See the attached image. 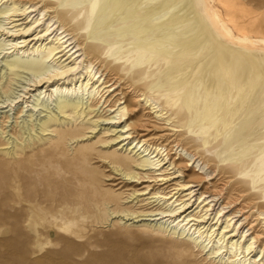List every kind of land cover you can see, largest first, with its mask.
Masks as SVG:
<instances>
[{"label": "bare ground", "instance_id": "obj_1", "mask_svg": "<svg viewBox=\"0 0 264 264\" xmlns=\"http://www.w3.org/2000/svg\"><path fill=\"white\" fill-rule=\"evenodd\" d=\"M212 1L0 0V58H11L5 69L23 80L0 94V112L7 125L20 107L18 116L30 113L41 132L68 114L118 126L163 187L154 196L164 207L150 212L148 226L218 263L264 264V41L246 28L249 10L235 17V0ZM150 115L170 138H147ZM55 133L41 150L0 149V167L12 166L0 183L24 182L18 165L30 154L39 175L45 165L85 163L97 144L71 154L69 142L84 134L77 127ZM2 136L0 148L8 147ZM106 155L99 157L126 172L139 162ZM64 212L54 218L60 231L80 238L78 220Z\"/></svg>", "mask_w": 264, "mask_h": 264}, {"label": "rangeland", "instance_id": "obj_2", "mask_svg": "<svg viewBox=\"0 0 264 264\" xmlns=\"http://www.w3.org/2000/svg\"><path fill=\"white\" fill-rule=\"evenodd\" d=\"M206 2L214 5L212 0ZM237 10L252 13L254 18L251 23L247 22L246 28L257 42L264 41V0H235L231 9L235 17ZM237 22L241 23L238 19ZM261 44L264 48V43ZM1 59L0 94L7 86L16 90L21 86L17 83H23L5 69L11 58ZM20 111L18 107L9 114L11 120L7 125L5 114L0 112V140L4 128L6 134L2 137L9 143L8 147L0 148L4 152L19 153L27 144L35 145L38 150L47 148L57 138L55 130L69 127H77L84 134L69 142L71 154L81 146L97 144L94 151L85 154L88 158L85 163L69 167L54 164L52 169L45 165L39 168V175L35 174L32 164L28 165V160L33 158L30 154L24 157L26 162L18 165L22 175L27 177L24 182L8 177L1 181L0 190L7 193L0 196V264H228L210 259L209 254L193 245L183 246L187 240L162 232L155 223L148 226L145 220L150 219V212L164 207L159 197L154 196L163 187L157 182L159 174L141 167L144 159L137 149L133 150L135 145L120 137L121 128L96 122L94 117L68 114L66 118L60 115L48 131L41 132L35 117L32 119L30 113L19 117ZM155 121L154 115L145 119L152 131L147 138L171 134L163 122ZM15 132H19L18 137L14 136ZM173 139L171 137L170 141ZM111 151L134 157L138 165H132L133 171L126 172L125 167L112 166L109 159L99 157H106ZM11 168L5 163L0 172L8 173ZM130 175L137 179H129ZM83 188L85 197L81 198ZM91 193L96 199L90 197ZM112 195H119V200ZM64 210L69 219L78 220L82 229L78 232L80 238L60 231L63 223H56L54 218Z\"/></svg>", "mask_w": 264, "mask_h": 264}]
</instances>
